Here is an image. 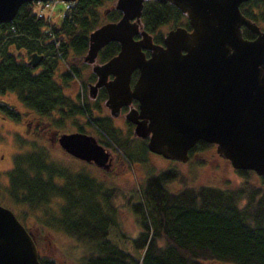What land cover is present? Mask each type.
<instances>
[{"label": "trees", "instance_id": "trees-1", "mask_svg": "<svg viewBox=\"0 0 264 264\" xmlns=\"http://www.w3.org/2000/svg\"><path fill=\"white\" fill-rule=\"evenodd\" d=\"M107 1L113 0H76L71 11L53 26L82 88V105L73 76L55 59L46 22L33 13L30 3L22 4L11 22L0 24V95L14 94L24 110L49 119L55 131L64 132L68 121L77 132L85 133L89 127L97 141L124 162L143 165L149 154L145 142L132 138L130 132L121 134L115 127L102 108L106 98L103 88L94 100L88 99L86 84L94 80L93 74L86 82L80 79L78 63L86 52L88 34L120 16L113 9L105 18L97 13ZM239 9L264 27V0L244 2ZM182 17L170 4L145 0L140 22L142 29L153 35L165 24H179ZM242 34L249 35L245 30ZM159 40L155 35L154 42ZM117 51L118 44L109 42L99 50L98 62ZM22 52L40 55L38 66L27 65ZM135 76L133 73L131 80ZM0 110L6 111L3 103ZM7 115L16 118L9 110ZM209 146L198 142L189 158ZM45 149L41 146L36 152L15 156L8 173V197L27 209H41L45 225L74 238L82 251L70 264H264V178L250 181L240 172L244 180L237 185L224 181L219 186L185 185L170 191L174 172L148 171L137 188L125 195L123 207L136 224V235L125 241L127 234L119 229L113 205L114 189L84 171L73 173L55 164ZM54 199L59 200L56 214L47 209ZM119 234L122 240H118ZM127 245L136 253L123 248ZM38 260L40 264H57L51 258Z\"/></svg>", "mask_w": 264, "mask_h": 264}, {"label": "water", "instance_id": "water-1", "mask_svg": "<svg viewBox=\"0 0 264 264\" xmlns=\"http://www.w3.org/2000/svg\"><path fill=\"white\" fill-rule=\"evenodd\" d=\"M33 1L45 0H0V24L11 22L22 4ZM154 1L185 14L190 30L177 27L162 45L154 44L140 25L143 0H114L120 17L88 34L82 61L95 75L88 96L93 99L104 88L103 106L111 118L128 107L124 119L133 125V137L146 140L149 153L185 163L189 150L203 141L215 145L232 168L264 177V32L240 13L239 5L247 0ZM241 27L255 38H243ZM109 42L119 45L117 53L96 63ZM40 59L32 53L27 65L34 67ZM57 144L100 169L111 165L110 153L91 135L62 133ZM0 264H40L30 235L2 206Z\"/></svg>", "mask_w": 264, "mask_h": 264}, {"label": "rangeland", "instance_id": "rangeland-1", "mask_svg": "<svg viewBox=\"0 0 264 264\" xmlns=\"http://www.w3.org/2000/svg\"><path fill=\"white\" fill-rule=\"evenodd\" d=\"M111 7L112 1L103 2V4L97 8V13L105 18L106 14L103 13L104 10H109ZM63 9L64 3L55 2L52 10L54 14L50 12V9H47V13H51L49 20L51 22H60V12L62 13ZM172 27V24H165L156 31L155 35L158 34L162 36V34L164 35ZM28 55L29 53H25L24 58L27 59ZM78 64L81 71L80 79L86 82L87 77L91 73L90 66H84L81 62ZM74 84L77 86V83ZM5 100L13 103L15 107H20L19 105H21L12 93L6 95ZM104 111L107 112L105 108ZM33 116L35 119L39 118L40 122H49L47 118H40L36 115ZM9 120L3 122V120L0 119V155L3 156L0 160V203L9 208L20 223L30 232L36 245L38 256L51 258L57 264H70L71 261L74 260L73 258L82 251L81 246L74 241L73 237L45 225L41 209H27L25 205L15 204L8 197V172L12 168L11 164L14 154L36 152L39 147L44 146L50 159L55 162V164L73 173L84 171L97 181L105 184L106 187L108 186V189L113 188V205L117 208L116 218L119 229L127 234L125 235V241H129L130 238L136 235V224L134 219L130 212L123 207L125 195L129 193L130 189L137 188L148 171L158 172L168 170L174 172L176 179L169 184L168 188L170 191H177L185 185L197 186L200 184H211L219 186L224 181H228L231 185H237L244 180V177H240L230 166L228 161L217 156L214 147L211 146L201 148L194 152L186 163L169 161L161 156L148 154L145 164H128L124 162L118 154L117 160H119V162L114 166L113 172H110L111 174H105L93 165L85 164L65 155L56 144H51L49 142L48 135L44 138H39V136L32 132V128L25 130L24 127H19L17 122H10L11 120ZM113 124L120 130L121 134H127L131 131V128L124 120L123 114L116 118ZM64 130L66 132L74 131L69 121L66 123ZM86 131L91 135L96 134L89 127L86 128ZM111 153L114 152L111 151ZM112 156H114V154H112ZM111 177L113 178L111 179ZM245 178L250 181L257 180V176L250 172L246 173ZM58 201V199H54L51 208H47L53 214H56V210L58 209ZM122 238L123 237L119 234L118 240H122ZM129 247L130 246L127 245L123 248L131 253H136L135 250L132 251Z\"/></svg>", "mask_w": 264, "mask_h": 264}, {"label": "flooded vegetation", "instance_id": "flooded-vegetation-1", "mask_svg": "<svg viewBox=\"0 0 264 264\" xmlns=\"http://www.w3.org/2000/svg\"><path fill=\"white\" fill-rule=\"evenodd\" d=\"M257 11V10H256ZM251 20V19H250ZM259 20V19H258ZM253 21V20H251ZM258 27H259V30L261 32L264 31V27L262 26V22H256V21H253ZM189 29V27L187 28V30ZM242 29V33H243V30H245V32L247 33L248 37L247 36H244L245 39L247 40H252L255 38V35L252 34L250 31L247 30V28L245 27H241ZM243 35V34H242ZM162 42H160L161 44ZM95 80V78H94ZM4 97V99H3ZM0 102L3 103V105L5 106L6 108V111L5 112H2V110H0L1 114H0V119L3 120V122H5L6 120H9L10 122H17L19 127H24L25 130L29 129V128H32V132L35 133L37 136H39V138H44L45 136L48 135V140L51 144H57L56 142V139H57V134L58 132L55 131V130H52L50 127H49V122H40L39 121V118H34V116L24 110L23 106L22 105H19L20 107H15V105H13V103H11L10 101L8 100H5V95L2 96V98L0 99ZM0 103V104H1ZM136 103H133L132 102V106L131 107H136ZM126 107L125 109H121L120 110V115L123 114L124 116V113L126 111ZM11 111V112H14V114L16 115V118H13V117H10L9 115H7V111ZM120 115L118 117H120ZM211 147H214V150H215V146L214 145H211ZM218 156V155H217ZM220 157V156H218ZM3 158L2 155H0V160ZM221 158V157H220ZM14 159H15V154L14 156L12 157V164H11V167H13L14 165ZM221 159H224V158H221ZM226 161H228L227 159H224ZM119 162V160H117V157L116 156H111V165L109 167L108 170H101L103 173L105 174H109L110 172H113L114 170V166H116V163ZM229 162V161H228ZM230 164V162H229ZM231 166V164H230ZM232 167V166H231ZM12 169V168H11ZM234 169V168H233ZM236 171V173L239 175L240 172H244V173H247V172H250V173H253L254 175H256L257 177H262L263 176H258L255 172H253L252 170H244V169H234ZM9 173V172H8ZM111 174V173H110ZM113 175V174H112ZM113 177H111L112 179ZM114 187V186H113ZM107 188H109L107 186Z\"/></svg>", "mask_w": 264, "mask_h": 264}]
</instances>
